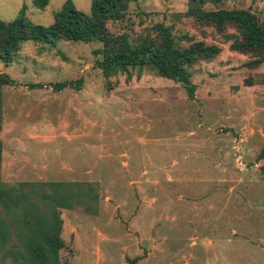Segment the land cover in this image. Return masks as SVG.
<instances>
[{"label": "rangeland", "instance_id": "rangeland-1", "mask_svg": "<svg viewBox=\"0 0 264 264\" xmlns=\"http://www.w3.org/2000/svg\"><path fill=\"white\" fill-rule=\"evenodd\" d=\"M71 1L90 11L91 0ZM64 2L48 0L40 9L33 0H0V19L15 18L25 6L32 23L48 27ZM222 7L251 8L264 17V0ZM185 8V0H136L121 21L107 26L135 34L163 22L175 36L203 39L192 19L180 14ZM203 40L217 43L211 34ZM218 44L215 59L192 69L193 99L174 80L148 70L138 76V67L105 74L96 63L97 41L28 40L11 64L0 62V73L11 81L2 86L0 179L98 186L96 214L81 206L61 209L62 264H264L258 196L248 198L252 222L244 224L204 192L206 178L216 172L207 156L213 158L212 147L222 143L231 166L238 169L239 155L247 162L241 170L253 177L246 180L264 194V63L250 66L246 56ZM62 83L67 85L57 89ZM235 119L242 140L251 133L258 139L251 157L243 150L248 140L236 144L228 123ZM143 167L148 173L140 176ZM167 174L172 179H164Z\"/></svg>", "mask_w": 264, "mask_h": 264}, {"label": "trees", "instance_id": "trees-1", "mask_svg": "<svg viewBox=\"0 0 264 264\" xmlns=\"http://www.w3.org/2000/svg\"><path fill=\"white\" fill-rule=\"evenodd\" d=\"M135 1L91 0L90 11L86 13L76 9L71 0H65L48 27L32 23L22 6L15 18L0 19V62L11 64L20 44L28 40L50 45L62 41H97L101 47L94 51L100 55L96 63L105 74L138 67V76L148 70L180 83L189 99L194 98L196 90L192 82L194 65L215 59L222 51L218 43L246 56L250 66L264 63V17L251 8L222 7L227 1L236 0H185L186 8L180 14L192 19L203 39L211 34L217 43H207L189 34L175 36L172 26L163 22L151 24L143 33L112 32L107 24L121 21ZM33 2L42 9L48 0ZM205 28L212 32L207 33ZM5 84L11 81L0 73V130ZM66 85L59 84L57 89ZM1 158L0 141V162ZM98 199L97 183L91 181L7 183L0 179V264H62L60 251L66 244L61 237V209L81 206L94 215Z\"/></svg>", "mask_w": 264, "mask_h": 264}, {"label": "crops", "instance_id": "crops-1", "mask_svg": "<svg viewBox=\"0 0 264 264\" xmlns=\"http://www.w3.org/2000/svg\"><path fill=\"white\" fill-rule=\"evenodd\" d=\"M225 115H223V116L225 117ZM235 115H238V114H235ZM238 116H240V115H238ZM226 119H227V116H226ZM228 123H230V127H233L236 129L233 132L237 133L241 130V127H240V125L236 119L234 121H228ZM261 135H263V133H261ZM254 137L251 133V134L247 135V137H246L248 141L246 139H244V141L245 140L247 141V143H246L247 146L245 148L243 147V150H244L245 154L247 153V156L249 155V157H251L252 152L255 148V143H257V141H258V139H255ZM263 148H264V145H262L261 149H263ZM211 150H213L215 152V154L212 153L213 158H211V155H209L207 157L209 159H212L210 164L212 165L213 170H216V172L214 174L209 175L206 178L207 191H204L205 196L207 197L208 195H210L213 198V204L215 206H217V205H220L221 207L223 206V209L224 208H228V209L231 208V210L234 212L233 217L235 219H237V221L238 220L242 221L244 224L252 222L250 217H249V214L246 215L247 209H248L247 206L252 203V202H249L248 198H251V196L257 195L258 196L257 197V203L262 204V206H260V207H261V209H264V194L262 195L260 191H258V193L254 192L253 187L251 186L254 181L251 182V180H246V178H248V177L253 178L252 174L250 172H248L246 170L245 171L241 170V169L246 168L247 162L242 160L245 163V166H243L241 168L238 167V169L235 166H231L230 161H228L229 158H226L227 152L225 153V151H224V150H226V148L224 147V145H222V143L220 146H218V144H216L215 146L212 147ZM222 151L224 152L223 154H222ZM234 160L236 163V158ZM248 161L255 163L254 165L260 164L259 162H255L254 160L252 161L251 159ZM147 173L148 172H147V169L145 167L139 169L140 176H145V174H147ZM169 175L170 174H167V176L164 179H166V180L172 179ZM136 177H138V176H131V178H136ZM231 182H235V185H237V186L235 187V185L231 184ZM242 182H244V183H242ZM241 184H243L242 188H239L238 185H241ZM240 191L242 192L241 194H239ZM244 197H245V199H244ZM192 201H194V200H192ZM245 201H246V203H245ZM253 205H254V203H253ZM212 208H213V205H212ZM242 208H244V212L241 211ZM162 210L165 211V209H163V208H162ZM238 211L240 213H237ZM224 216H227V219H230V218L233 219L231 214H227ZM260 222H264V220H262ZM260 222H258V224ZM62 232H63V220H62L61 237H62ZM62 239H63V237H62ZM60 256H61V254H60Z\"/></svg>", "mask_w": 264, "mask_h": 264}, {"label": "built area", "instance_id": "built-area-1", "mask_svg": "<svg viewBox=\"0 0 264 264\" xmlns=\"http://www.w3.org/2000/svg\"><path fill=\"white\" fill-rule=\"evenodd\" d=\"M235 138H237L236 139V144L239 143V145H240L244 141V140L241 139V134H239V133L236 134ZM239 145L237 147L235 146L236 147L235 148L236 152L238 151ZM236 163L239 166V168L245 166V163L242 161V159H241V157L239 155H236Z\"/></svg>", "mask_w": 264, "mask_h": 264}]
</instances>
